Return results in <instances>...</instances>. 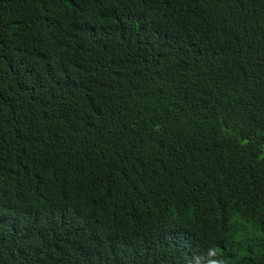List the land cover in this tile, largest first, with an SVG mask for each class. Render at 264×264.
<instances>
[{
  "label": "trees",
  "instance_id": "obj_1",
  "mask_svg": "<svg viewBox=\"0 0 264 264\" xmlns=\"http://www.w3.org/2000/svg\"><path fill=\"white\" fill-rule=\"evenodd\" d=\"M0 264H264V0H0Z\"/></svg>",
  "mask_w": 264,
  "mask_h": 264
}]
</instances>
